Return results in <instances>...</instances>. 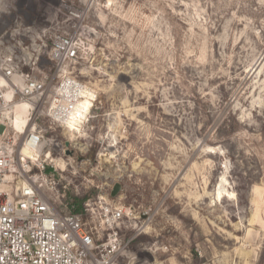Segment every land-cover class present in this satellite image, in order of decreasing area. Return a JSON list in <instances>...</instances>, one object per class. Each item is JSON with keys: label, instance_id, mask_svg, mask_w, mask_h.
Wrapping results in <instances>:
<instances>
[{"label": "rangeland", "instance_id": "374dc122", "mask_svg": "<svg viewBox=\"0 0 264 264\" xmlns=\"http://www.w3.org/2000/svg\"><path fill=\"white\" fill-rule=\"evenodd\" d=\"M82 31L65 67L97 97L90 121L40 119L65 147L43 189L56 210L125 206L120 264H264V0H0V37L33 44L45 96L52 40Z\"/></svg>", "mask_w": 264, "mask_h": 264}, {"label": "built area", "instance_id": "2783aa9c", "mask_svg": "<svg viewBox=\"0 0 264 264\" xmlns=\"http://www.w3.org/2000/svg\"><path fill=\"white\" fill-rule=\"evenodd\" d=\"M15 40L14 32L0 37V264H120L125 255V206L104 200L87 203L82 213L61 214L43 192L47 167L57 169L52 148L65 147L47 136L40 119H46L50 129L79 126L90 121L96 106L97 97L66 71L85 53L86 33L52 40L49 55L60 64V80L48 96L46 78L34 74L39 58L31 52L33 44L22 40L18 46L6 45ZM83 100L91 104L86 111ZM17 104L28 112L21 125L24 132L5 115L12 117Z\"/></svg>", "mask_w": 264, "mask_h": 264}, {"label": "bare ground", "instance_id": "6f19581e", "mask_svg": "<svg viewBox=\"0 0 264 264\" xmlns=\"http://www.w3.org/2000/svg\"><path fill=\"white\" fill-rule=\"evenodd\" d=\"M87 104H89L88 102H86ZM82 104V102H81ZM82 108H83V104H82ZM85 109H88V106L84 105ZM27 110L25 108V106H21V104H17V107L15 108L12 117L6 113L5 115H7V118H11L12 124L20 131V132H24L21 130V125H23L24 123L27 122L28 120V115H27ZM79 128V126H78ZM66 129H69L70 131H76L77 130V126L71 124L69 127H67ZM222 196V192L219 191L218 192V198H221Z\"/></svg>", "mask_w": 264, "mask_h": 264}, {"label": "trees", "instance_id": "16d2710c", "mask_svg": "<svg viewBox=\"0 0 264 264\" xmlns=\"http://www.w3.org/2000/svg\"><path fill=\"white\" fill-rule=\"evenodd\" d=\"M86 199L87 197H83V198L74 197L71 199L70 207H74L73 213H81L83 211L82 207Z\"/></svg>", "mask_w": 264, "mask_h": 264}, {"label": "water", "instance_id": "95a60500", "mask_svg": "<svg viewBox=\"0 0 264 264\" xmlns=\"http://www.w3.org/2000/svg\"><path fill=\"white\" fill-rule=\"evenodd\" d=\"M69 147H70V144L69 143H66L67 155H69L70 157H72L74 155V151H70L69 150ZM121 190H122V185L119 184V183H117L114 186V188H113V190L111 192V197L113 199L117 198L119 196V193L121 192Z\"/></svg>", "mask_w": 264, "mask_h": 264}]
</instances>
